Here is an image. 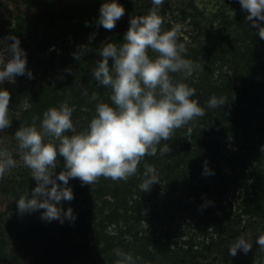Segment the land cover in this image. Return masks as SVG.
Here are the masks:
<instances>
[{
  "label": "trees",
  "instance_id": "trees-1",
  "mask_svg": "<svg viewBox=\"0 0 264 264\" xmlns=\"http://www.w3.org/2000/svg\"><path fill=\"white\" fill-rule=\"evenodd\" d=\"M226 1L238 12L237 16L219 11L208 17L192 1L195 31L200 32L205 22L214 27L217 21L218 35L214 36L210 47L201 42L192 47L182 42L187 49L182 55L191 60L194 71L187 78L182 72L170 73L173 82H184L195 89L192 99L205 110L203 117L176 129L171 139L161 141L156 155L145 156L138 165L137 174L127 181L101 177L92 186H82L78 178H70L68 186L74 199L62 201L58 206L65 211L71 207L76 217L74 221H44L41 219L43 209L20 214L17 205L14 207L18 213L15 222L6 217V229L12 230L27 251L31 248L37 253L38 261L42 260L43 264H115V250L119 248L140 257V264H195L206 257L204 254L211 255L220 244L226 246L220 238L208 243L213 249L205 242L210 229L215 233L219 228L227 230L228 215L223 216L227 219L220 218L208 201L224 185L244 190L252 188L255 196L262 197L255 202L254 210L264 232V176L260 177L263 172L260 167L264 166V39L259 37L258 29L251 26V21L246 20L247 12L241 9L239 0ZM104 2L44 0L37 24L32 26L25 20L16 23L11 36L19 39L28 57L42 56L37 62L43 76L39 88L31 93L28 107L17 114H9L11 135L15 136L20 127L30 126L33 117H39L36 120L39 129L43 113L51 107L59 108L62 103L73 109L71 118L78 133L86 130L96 115L97 103L112 104L111 89L99 85L92 76L96 61L102 59L99 50L107 42L119 46L129 28L130 18L142 13L147 6L151 7L152 3L151 0H117L125 8V15L109 31L96 24ZM260 24L264 26V21ZM236 26L240 28L238 32L234 36L228 34ZM69 39L78 50L82 45L89 49L82 59L66 53L58 64L49 60L44 64L45 54H49V59L55 58V50L49 53L48 50L55 46L67 48ZM148 54L152 58L157 55L151 50ZM228 57L230 64L225 70ZM112 63L110 59L109 65ZM47 76L52 81H48ZM84 90L87 96L83 95ZM94 91L99 100L91 99ZM213 96L226 98V104L209 108L207 105ZM209 126L212 127L207 130ZM189 127L192 128L190 135ZM222 138L232 140V150L222 152ZM48 139L51 138L46 137V142ZM165 144L171 151L162 155L159 149ZM205 162L213 175L203 174ZM146 163L156 169L160 183L152 185L148 192H141L139 185ZM57 165L58 175L64 170L62 157L58 156ZM11 182L4 190L13 195L15 203L28 193L31 198V191L37 186L27 167ZM172 187L178 191L176 197L170 191ZM189 193L195 198L185 203L182 198ZM184 209L195 219V230L187 222H173L175 215L184 214ZM258 236L251 239L253 246L247 254L238 250L233 257L225 250L222 252L227 253L224 258L237 260L238 256L241 262L237 264H253L254 258H264V252L256 244ZM0 237V256L9 261L17 254L16 250H10L1 232ZM18 261L16 258L12 263Z\"/></svg>",
  "mask_w": 264,
  "mask_h": 264
},
{
  "label": "clouds",
  "instance_id": "clouds-1",
  "mask_svg": "<svg viewBox=\"0 0 264 264\" xmlns=\"http://www.w3.org/2000/svg\"><path fill=\"white\" fill-rule=\"evenodd\" d=\"M164 2L151 0L152 7L146 15L131 17L119 46L107 42L100 48L102 59L96 61L92 76L99 85L111 89L112 104L97 103L96 115L86 130L76 132L71 118L73 109L67 103L46 110L39 129L36 127L39 117H33L30 126L16 130L14 135L22 152L23 164L37 182L31 198L28 193L16 201L20 214L43 209L41 219L44 221H74L76 217L71 207L65 211L58 206L62 201L74 199L68 186L70 178H78L82 186H92L101 177L127 181L137 174L138 165L145 156L156 155L161 141L171 139L176 129L205 115V110L192 99L195 89L184 82H173L170 75L182 72L187 78L193 73L194 65L182 55L187 53L185 45L177 43L181 26L162 31L164 19L159 15V9ZM239 4L247 12L246 20L251 21V26L257 28L259 37L264 39V26L260 24L264 21V0H239ZM124 15L125 8L117 0H105L96 24L111 31ZM9 39L13 43L7 49H0V84L5 80L14 83L16 76L25 74L33 78L27 69L26 52L20 47L19 39L14 36ZM88 50L86 45L80 46L73 53L74 58L81 60ZM149 50L157 54L155 58L149 56ZM9 54L10 58L5 62V56ZM110 59L113 61L111 66ZM83 95H88L87 90ZM10 99V92L0 88V131L12 124L9 119ZM91 99L99 100L95 91ZM226 102L224 97L213 96L207 106L223 107ZM67 132L74 134L65 135ZM191 132L189 127L188 134ZM46 137L51 139L46 142ZM159 151L163 155L171 149L165 144ZM58 156L64 161V170L57 175ZM0 157V178H3L6 171L16 166V161L6 152L0 153ZM203 174H214L206 162ZM143 177L139 185L141 192H148L152 185L160 183L156 169L150 164H144ZM256 244L264 252V233L258 236ZM251 249L252 243L240 236L231 244L228 253L234 257L238 250L247 254ZM115 256V264L141 262L140 257L119 248L115 250ZM253 264H264V258H254Z\"/></svg>",
  "mask_w": 264,
  "mask_h": 264
},
{
  "label": "rangeland",
  "instance_id": "rangeland-1",
  "mask_svg": "<svg viewBox=\"0 0 264 264\" xmlns=\"http://www.w3.org/2000/svg\"><path fill=\"white\" fill-rule=\"evenodd\" d=\"M192 1L194 6L200 11L204 12L206 16L212 17V15L217 14L219 11L224 12L231 17L237 16L238 12L228 4L226 0H165L164 4L159 9V15L164 19L162 25V31L170 30L175 25L181 26V31L178 34L177 43H184L188 46H194L199 42L203 43V46L210 47L213 44V39L215 35H218L216 30L219 27V23L216 21L215 26L212 27L211 24H203V29L195 31L194 27V10H192ZM149 2H147L148 4ZM44 5V0H0V49H7L13 41L9 39L12 37L10 32L13 31L15 25L20 20H25L30 25L37 24V18L42 14ZM149 5V4H148ZM152 7V5H150ZM151 7H146L142 13H139L135 16L146 15ZM231 10V11H230ZM234 13V15L232 14ZM134 16V17H135ZM218 26V27H217ZM206 27V28H205ZM238 28L230 30L228 34L234 36L238 32ZM40 32V31H37ZM226 33H224L225 35ZM28 37L27 35H25ZM29 41V38H27ZM68 46L65 49L52 47L48 50V53L51 50H55V58L49 59V54H45L44 64L49 60L55 64H58L60 58L66 53H73L78 51L77 46L69 39L66 42ZM20 47L26 52L25 47L20 42ZM10 58V54L5 56V62ZM27 58V69L30 70L33 74V78H29L26 74L23 76H16L14 78V83L5 80L0 84V88L7 89L11 94V99L9 102V114H17L19 110L28 107V100L31 96V93L35 88H39V84L42 82L43 73L40 70L41 67H38V59L42 58L40 55H33L32 57ZM224 69L227 70L230 64V57L225 60ZM42 65V64H41ZM2 67V65H0ZM228 74H230L228 72ZM47 80L52 81V78L47 76ZM20 91V93H19ZM212 126L207 127L209 130ZM232 140L229 138H222V152L226 153L228 150H232ZM8 153L11 155L12 159L16 161V166L6 171L3 178H0V232L4 237L6 236L7 242L9 243L10 250H16V253L11 257L9 261L2 259L0 256V264H13L12 261L17 258L19 260L14 264H43L42 260H39L40 257H37V253L31 251V248L27 251L21 243H18L17 236L14 235L12 230H7L5 227L6 217L15 222L14 220L18 217L14 209L17 205L15 203L14 197L9 191L4 190L5 185L12 183V180L18 178L19 175L25 171L26 166L23 164L22 152L18 148V142L15 139V136L11 135L8 131V128L0 131V153ZM2 158V157H0ZM260 171L264 172V166L260 167ZM260 173V177L264 176V173ZM195 179V178H194ZM195 187L198 190V183H195ZM171 193L178 192L172 187L170 190ZM261 196V195H260ZM206 197V196H205ZM193 194L183 197L182 199L186 201L185 203H190L193 201ZM262 197L255 196L254 190L248 188L244 190L240 187L222 186L215 194L212 195L209 201V205L214 209L217 215L220 218L228 219L226 223L228 224L227 230L219 228L218 232H214L211 229L205 235L206 244L212 243L213 240L221 239L226 245L225 247L222 244L219 245V248L213 249L211 245L208 244L209 248H212L213 251L211 255L204 254L203 260L195 262V264H237L241 262V258L237 256V260H228L224 258L225 254H222L223 251H228L231 244L240 236H244L250 243H252L253 237L255 235H260L264 233L261 228L260 218L256 216L254 205L258 199ZM264 208V202L262 203ZM184 214L180 217L175 215L173 222L175 224L187 222L191 225L192 229L195 230V219L191 216L190 212H187L184 209ZM177 214V213H175ZM227 214L228 217L224 218L223 216ZM183 217L184 220L181 218ZM8 222V221H7ZM229 228V229H228ZM4 231V232H3ZM5 233V234H4ZM186 238L183 237V240ZM1 242V237H0ZM12 243V244H11ZM11 244V245H10ZM253 246V243H252ZM18 256V257H17ZM15 257V258H14ZM14 258V259H12ZM209 260V261H208Z\"/></svg>",
  "mask_w": 264,
  "mask_h": 264
}]
</instances>
